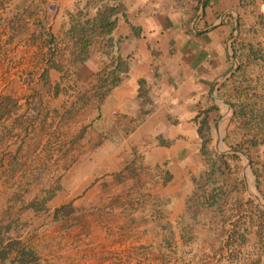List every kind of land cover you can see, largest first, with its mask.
I'll return each instance as SVG.
<instances>
[{
  "label": "crops",
  "instance_id": "obj_1",
  "mask_svg": "<svg viewBox=\"0 0 264 264\" xmlns=\"http://www.w3.org/2000/svg\"><path fill=\"white\" fill-rule=\"evenodd\" d=\"M201 1L0 0V264H264V0Z\"/></svg>",
  "mask_w": 264,
  "mask_h": 264
},
{
  "label": "rangeland",
  "instance_id": "obj_2",
  "mask_svg": "<svg viewBox=\"0 0 264 264\" xmlns=\"http://www.w3.org/2000/svg\"><path fill=\"white\" fill-rule=\"evenodd\" d=\"M14 60L15 59L13 57V54L10 53L8 55V58L5 59L4 61L6 62L7 66L10 67V69H13V68H15ZM22 64H23V66L21 68L14 69L11 72H8L7 73V78H11L12 79L14 77H17L16 80H18V83L25 85L26 83H28V84L30 83V79H31V77H30L31 63H30V61L24 59ZM12 99L10 101L11 102L10 103V107L14 106V99L13 100Z\"/></svg>",
  "mask_w": 264,
  "mask_h": 264
},
{
  "label": "water",
  "instance_id": "obj_3",
  "mask_svg": "<svg viewBox=\"0 0 264 264\" xmlns=\"http://www.w3.org/2000/svg\"><path fill=\"white\" fill-rule=\"evenodd\" d=\"M205 2H206V0H202L201 1V9H200V11H199V13H198V15H200L201 13H202V10H203V7H204V5H205ZM237 25V24H236ZM233 56V55H232ZM224 110H222L220 113H219V115H218V117H217V119H216V121H215V128H216V131H217V129H218V123H219V120L221 119V117L224 115ZM230 149H232V150H239V149H236V148H230ZM261 203H262V205H263V207H264V202H262L261 201Z\"/></svg>",
  "mask_w": 264,
  "mask_h": 264
},
{
  "label": "trees",
  "instance_id": "obj_4",
  "mask_svg": "<svg viewBox=\"0 0 264 264\" xmlns=\"http://www.w3.org/2000/svg\"><path fill=\"white\" fill-rule=\"evenodd\" d=\"M10 103H11V102H7L6 104L10 105ZM6 104H5V105H6ZM4 107H6V106H4ZM202 120H203V119H202ZM200 124H202V123H200ZM200 126H202V125H200ZM199 130H200V129H199Z\"/></svg>",
  "mask_w": 264,
  "mask_h": 264
},
{
  "label": "bare ground",
  "instance_id": "obj_5",
  "mask_svg": "<svg viewBox=\"0 0 264 264\" xmlns=\"http://www.w3.org/2000/svg\"><path fill=\"white\" fill-rule=\"evenodd\" d=\"M219 101V100H218ZM225 107V106H224ZM219 134V133H218ZM216 137V136H215ZM220 139V138H219ZM216 140H217V138H216ZM221 150V149H220ZM247 161V160H246Z\"/></svg>",
  "mask_w": 264,
  "mask_h": 264
}]
</instances>
